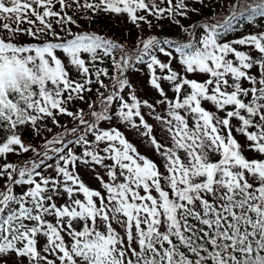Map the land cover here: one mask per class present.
I'll return each instance as SVG.
<instances>
[{
  "label": "snow or ice",
  "instance_id": "snow-or-ice-1",
  "mask_svg": "<svg viewBox=\"0 0 264 264\" xmlns=\"http://www.w3.org/2000/svg\"><path fill=\"white\" fill-rule=\"evenodd\" d=\"M0 264H264V0H0Z\"/></svg>",
  "mask_w": 264,
  "mask_h": 264
},
{
  "label": "trees",
  "instance_id": "trees-1",
  "mask_svg": "<svg viewBox=\"0 0 264 264\" xmlns=\"http://www.w3.org/2000/svg\"><path fill=\"white\" fill-rule=\"evenodd\" d=\"M209 11V13H211L212 15V10L211 9H204V11ZM167 27V25H165ZM155 29L158 30L157 27H154L152 29V34H156ZM75 30V29H74ZM92 31H96V32H100V33H107L108 36L119 40L120 42H126L127 46L129 48H132L134 42L137 39V35H138V30L135 29L133 26H131L130 24H128L124 29H118V28H114V27H109L105 24L103 18H101L97 23H94L91 26ZM245 31H247V29H245ZM145 36L148 35V32L146 31L144 33ZM22 39H26L25 37H22ZM142 94V93H141ZM80 107H85V105H79ZM10 159H15V157H10Z\"/></svg>",
  "mask_w": 264,
  "mask_h": 264
},
{
  "label": "rangeland",
  "instance_id": "rangeland-1",
  "mask_svg": "<svg viewBox=\"0 0 264 264\" xmlns=\"http://www.w3.org/2000/svg\"><path fill=\"white\" fill-rule=\"evenodd\" d=\"M221 10L220 9H218V11L217 12H220ZM204 14L205 15H207V12H204ZM208 16V15H207ZM194 19H199V17H193ZM103 20H104V22H105V24L107 25V26H109V27H114V28H118V29H124L128 24L127 23H125V22H121L120 20H118V19H116V20H111V19H105V18H103ZM155 31H156V34H160V35H162V34H167V35H175V31L172 29V28H170V29H163V32H161V30L158 28V30L157 29H155ZM234 36H239V35H234ZM234 36L233 35H231V36H229V38H234ZM134 79H135V82H136V84L137 85H143V80H144V78L143 77H141L139 74H137L135 77H133ZM152 94V92L149 90V91H147V92H143V94L144 95H146V96H149V95H147V94ZM131 138V137H130ZM141 150L143 151L144 149L143 148H141Z\"/></svg>",
  "mask_w": 264,
  "mask_h": 264
}]
</instances>
